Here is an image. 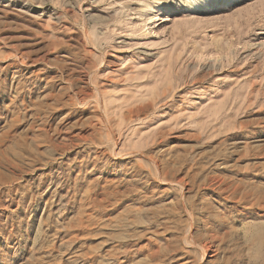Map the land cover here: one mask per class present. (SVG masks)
Instances as JSON below:
<instances>
[{
    "label": "rangeland",
    "instance_id": "1",
    "mask_svg": "<svg viewBox=\"0 0 264 264\" xmlns=\"http://www.w3.org/2000/svg\"><path fill=\"white\" fill-rule=\"evenodd\" d=\"M0 264H264V0H0Z\"/></svg>",
    "mask_w": 264,
    "mask_h": 264
},
{
    "label": "bare ground",
    "instance_id": "2",
    "mask_svg": "<svg viewBox=\"0 0 264 264\" xmlns=\"http://www.w3.org/2000/svg\"><path fill=\"white\" fill-rule=\"evenodd\" d=\"M29 62H30V61H29ZM159 167H160V166H159ZM154 168H155V167H154ZM164 169H165V168H164ZM166 169H167V168H166ZM166 169H165V170H166ZM160 170H161V169H159V172H160ZM165 170H164V172H162V170H161L162 174L165 173ZM161 172H160V173H161ZM167 172H168V170H167ZM175 172H176V171H175ZM139 173H140V172H139ZM145 173H146V172H145ZM145 173H144V174H145ZM171 173H172V172H171ZM176 173H177V172H176ZM160 175H161V174H160ZM173 175H174V174H173ZM175 175H176V174H175ZM165 176H166V175H165ZM176 176H177V175H176ZM180 177H181V176H180ZM159 178H160V177H159ZM175 178H177V177H175ZM164 179H165V177L162 178V180H164ZM180 179H181V178H180ZM160 180H161V178H160ZM171 180L173 181V179H171ZM181 180H182V179H181ZM219 180H220V179H218V181H219ZM175 181H176L175 184L177 183V184H176L177 186H178V185H181V186H182V183H181V181H179V179H177V180L175 179ZM218 181H217V183L219 184V182H220L221 180H220L219 182H218ZM222 181H223V179H222ZM163 182H164V181H163ZM185 182H186V181H185ZM185 182H184V183H185ZM215 182H216V180H215ZM167 183H168V182H167ZM184 183H183V184H184ZM209 183H210V182H209ZM214 184H215V183H214ZM223 187H224V185H223ZM223 187L221 186V188H223ZM232 188H233V187H232ZM240 188H241V187H240ZM219 189H220V188H219ZM241 189H242V188H241ZM232 190H233V189H232ZM218 191H219V190H218ZM225 191H226V190H225ZM236 191H237V190H236ZM236 191H235V192H236ZM244 191H245V190H244ZM234 194H235V193H234ZM246 195H247V194H246ZM237 196H238V195H237ZM219 200H220V199H219ZM219 200H218V201H219ZM235 200H236V199H235ZM228 203H229V202H228ZM249 203H250V202H249ZM200 205H201V204H200ZM181 206H182V205H181ZM211 207H212V206H211ZM200 208H201V207H200ZM215 209H216V208H215ZM217 209H218V208H217ZM182 210H183V209H182ZM204 210H205V209H204ZM183 211H184V210H183ZM190 211H191V210H190ZM198 212H199V211H198ZM201 213H203V212H201ZM219 215H220V214H219ZM227 215H228V214H227ZM188 218H189V217H188ZM200 220H201V218H200ZM222 220H223V219H222ZM202 221H203V220H202ZM225 223H226V222H225ZM224 226H225V224H224ZM213 227H214V226H213ZM190 229H191V228H190ZM187 232H188V231H187ZM204 233H205V232H204ZM209 235H210V234H209ZM213 235H214V234H213ZM208 237H209V236H208ZM190 238H191V237H190ZM218 238H219V237H218ZM220 238H221V236H220ZM191 240H192V239H191ZM212 240H213V239H212ZM207 242H208V241H207ZM204 245H205V244H204ZM210 245H211V244H210ZM204 247H205V246H204ZM208 248H209V247L207 246V249H208ZM215 248H216V247H215ZM199 249H200V247L198 248V250H199ZM202 249H205V248H202ZM214 251H215V250H214ZM202 252H204V250H203ZM204 254H205V252H204ZM204 254H203V255H204ZM203 257H204V256H203Z\"/></svg>",
    "mask_w": 264,
    "mask_h": 264
}]
</instances>
